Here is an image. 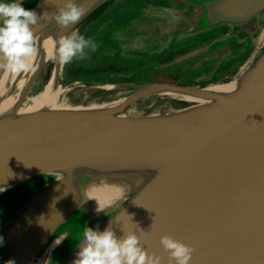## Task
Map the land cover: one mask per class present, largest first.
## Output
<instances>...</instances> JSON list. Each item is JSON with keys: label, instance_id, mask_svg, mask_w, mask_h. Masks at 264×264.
Masks as SVG:
<instances>
[{"label": "water", "instance_id": "1", "mask_svg": "<svg viewBox=\"0 0 264 264\" xmlns=\"http://www.w3.org/2000/svg\"><path fill=\"white\" fill-rule=\"evenodd\" d=\"M116 1L75 0L87 12L70 28L41 21L34 28L38 52L47 39L56 53L71 31L84 36ZM65 3L39 0L29 10L53 13ZM263 18L264 0H172L129 21V28L146 30L139 40L147 41L148 50L228 28L225 36L166 65L210 58L217 61L215 71L219 63L248 54L233 75L203 87L198 85L211 76H197L192 86L74 82L63 87L65 65L55 61L52 80L54 61L43 58L31 74L19 76L25 79L20 89L19 78L0 72V195L45 178L0 224V264H72L83 229L102 232L109 224L118 237L135 233L161 264H168L160 245L165 235L194 249L189 264H264ZM231 81V90L208 89ZM52 82L62 91L50 104L21 110ZM77 88L96 89L95 97L115 92L126 97L100 106L58 107ZM151 97L179 108L129 114Z\"/></svg>", "mask_w": 264, "mask_h": 264}, {"label": "flooded vegetation", "instance_id": "2", "mask_svg": "<svg viewBox=\"0 0 264 264\" xmlns=\"http://www.w3.org/2000/svg\"><path fill=\"white\" fill-rule=\"evenodd\" d=\"M32 1L34 0H25L22 3L23 7L29 10L39 0H35L33 3ZM171 1L172 0H117L113 3L84 35L86 39H91L98 45L97 50L95 52L86 50L85 59H76L71 63L72 66L74 65V71H76L74 72L75 77L65 78L63 76V81L66 83L65 85L74 82L101 86L125 84L141 85L142 82L139 79L142 77L141 74L150 72L153 73L155 77H161V80L153 81L151 79L150 82L146 83H170L179 86H192V80L197 76H211L209 80L198 85V87H203L233 75L242 65L248 54L233 61L219 63L215 71L214 64H216L217 61L215 62L210 58L189 62L190 65L166 66L176 58L188 54L201 44L225 36L229 32L228 28H217L206 34L199 35L192 41L182 44L176 45L171 41L165 48L161 47L160 42L157 46L149 50L146 47L147 41L145 42L143 39L139 40L143 36V32L146 31L145 29L129 28L132 27V24H130L131 22L125 29L121 27L118 28V24L124 21V19H129L128 17L130 14L134 17L130 21H134L138 19L143 10L151 6L168 7ZM5 2H11V0H5ZM139 43H141V45H139ZM97 91L98 90L95 89L93 93ZM178 107L179 105L177 104H169L158 99L147 107L146 111H153L155 109L171 110ZM29 181H35V179ZM21 196L19 195L12 198L11 203L18 198L20 199ZM8 203L9 201H7V206H5V208L0 207V214L8 207L10 204ZM6 210H9V208Z\"/></svg>", "mask_w": 264, "mask_h": 264}, {"label": "clouds", "instance_id": "3", "mask_svg": "<svg viewBox=\"0 0 264 264\" xmlns=\"http://www.w3.org/2000/svg\"><path fill=\"white\" fill-rule=\"evenodd\" d=\"M86 12L75 0H66L56 12L44 11L39 15L26 10L18 0H0V72L18 75L33 70L38 53L34 28L41 21L51 20L65 29L77 24ZM97 47L93 40L71 31L59 41L52 60L68 65L76 59H85L86 50L95 52ZM160 245L168 254V264H189L192 259L194 249L171 236H162ZM72 264H161V257L146 251L135 233L118 237L109 224L102 232L89 227L83 229L77 258Z\"/></svg>", "mask_w": 264, "mask_h": 264}, {"label": "rangeland", "instance_id": "4", "mask_svg": "<svg viewBox=\"0 0 264 264\" xmlns=\"http://www.w3.org/2000/svg\"><path fill=\"white\" fill-rule=\"evenodd\" d=\"M34 1H32V3ZM32 3H30V4H32ZM128 18L129 19H124V21H121L118 24V28L121 27V28L125 29L126 27H128L129 21L131 19H133L134 17L132 14H130V16ZM263 23H264V18H263ZM130 24H132V22ZM153 47H155V46H153ZM74 72H76V71H74V65L73 66L71 64L65 65L63 76L65 78H74L75 77ZM44 74H45V72H44ZM141 75H142V77H140L139 79L142 82V84H144L146 82H150L151 79L153 81L161 80V77H159V76L155 77V75L153 73H150V72H146V73L141 74ZM39 83L40 84L43 83L42 77H40ZM65 84L66 83L63 81L62 82L63 87L67 86ZM94 91H95V89H88V90H83L81 88L74 89L65 95L63 102H65V104H67L68 106H74V107L100 106V105H104V104L113 103V102L117 101L119 98L126 95L125 93H116L115 92L111 95L95 97V96H92ZM29 96H31V94H29ZM29 96H27V97H29ZM158 99L167 102L166 100L159 98V97H151V98L145 99V100L140 101L137 104L133 105L129 110V114H131L132 116H143V115H149V114L156 113V112L162 114L163 112L170 111L167 109H163V110L155 109L153 111H146V108L149 107L154 101H156ZM26 102H28V100ZM167 103L171 104L170 102H167ZM178 108H173V109H178ZM173 109H171V110H173ZM36 181H39L40 184L38 186H40L41 183L45 181V178H38V180H36ZM36 181H29V182L22 183L19 186L10 189V191L0 195V207L1 208H5V206H7L6 205L7 201H9V203H10V204L8 203L9 205L7 207V208H9V210H6L7 209L6 208L3 210L2 214H0V224L5 220L6 215L9 214V212L17 204L21 203L33 190L36 189V188H33V185H35L37 183ZM19 195L20 196L22 195L20 197V199L18 198L19 200L18 199L15 201L13 200L14 202L11 203L12 198H15V196H19Z\"/></svg>", "mask_w": 264, "mask_h": 264}, {"label": "bare ground", "instance_id": "5", "mask_svg": "<svg viewBox=\"0 0 264 264\" xmlns=\"http://www.w3.org/2000/svg\"><path fill=\"white\" fill-rule=\"evenodd\" d=\"M54 48H55V43L52 39H47L45 41L42 42V47H41V50L37 53V56L36 58L34 59V68L33 70L29 71V72H25L27 74H31L38 61H40L42 58L45 59V61L47 62H51L53 61L52 60V56L55 54L54 52ZM55 61L52 63V70H51V79L53 80L54 77L56 76V72H55V65H54ZM25 73H20L18 75H12L8 72H5L4 74V77H10L11 80H14L16 78H19V76L25 74ZM8 79V78H6ZM25 79L23 78H19V80L17 81V88L20 89L22 86H23V83H24ZM234 87V82L231 81V82H228V83H221V84H217V85H210L208 86V89L210 90H231L233 89ZM62 91V88L59 87V86H56L53 84L52 82V85H46V87H44L43 91L34 95V96H31L29 97L27 100H28V106L25 108L24 106L21 108L22 111H31L33 109H36V108H39L40 106L44 105V104H50L52 102V100L54 98H56V96L59 95V93ZM54 96V97H52ZM171 97H174L175 96H172V95H169ZM126 96H123L121 98H119L117 100V102H121L125 99ZM176 99H181L183 101H187V102H193V101H197V100H193V99H190V98H187V97H177ZM14 101V97L13 98H9L5 103H4V106L7 107L9 105H11ZM117 104V103H116ZM60 108H68L69 106L67 104H65V102L62 101V103L59 104ZM80 107V106H79ZM137 108V107H136ZM144 114V113H143Z\"/></svg>", "mask_w": 264, "mask_h": 264}, {"label": "trees", "instance_id": "6", "mask_svg": "<svg viewBox=\"0 0 264 264\" xmlns=\"http://www.w3.org/2000/svg\"><path fill=\"white\" fill-rule=\"evenodd\" d=\"M36 180H38V178L35 179V181H36ZM36 182H37V183H36L35 185H33V188H37V187H39V186H38V185L40 184L39 181H36Z\"/></svg>", "mask_w": 264, "mask_h": 264}]
</instances>
